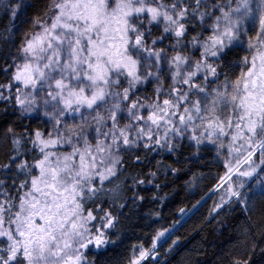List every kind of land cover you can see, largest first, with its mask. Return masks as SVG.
Here are the masks:
<instances>
[{
    "label": "snow or ice",
    "instance_id": "1",
    "mask_svg": "<svg viewBox=\"0 0 264 264\" xmlns=\"http://www.w3.org/2000/svg\"><path fill=\"white\" fill-rule=\"evenodd\" d=\"M31 7L0 0V39ZM31 25L0 64V264H94L88 251L116 243L124 191L144 201L135 186L195 166L210 146L224 172L209 216L243 205L264 235V0H47ZM152 153L182 167L152 171ZM129 169L132 185L105 187ZM251 230L230 264H254L258 248L264 261ZM169 231L128 264L155 259Z\"/></svg>",
    "mask_w": 264,
    "mask_h": 264
},
{
    "label": "trees",
    "instance_id": "2",
    "mask_svg": "<svg viewBox=\"0 0 264 264\" xmlns=\"http://www.w3.org/2000/svg\"><path fill=\"white\" fill-rule=\"evenodd\" d=\"M26 2L30 3L32 7L16 22L11 40L5 42L0 39V64H3L4 54L13 51L19 44L22 35L32 30L31 20L41 14L47 0H26ZM7 23L8 21L2 18V12H0V29ZM9 26L11 27L10 24ZM240 52L241 50H238V54ZM239 72V67L233 68L229 72V78L234 79ZM3 78L4 74L0 73V80ZM151 89L152 86L148 85L146 88H142L141 92L150 94ZM24 123H28V121L26 120ZM2 133L3 128H0V164L7 162L5 154L8 151V145L3 142ZM151 156L155 157L152 161V171H156V160H164L165 163L173 164L175 167H182V165L174 164L175 156L169 153L162 155L152 153ZM215 157L214 150L208 148L202 151L201 158L195 166H184V170L178 175L168 174L165 176L158 173V178L153 180L152 184L145 183L135 186L134 190L139 195L145 196L144 201L134 203L132 190H125L127 206L123 209L118 207L112 209L114 215L118 217V223L111 231V238L116 241L115 245H110L107 250L100 252L90 250L86 254L87 259L94 264H128L134 246L139 248L140 245H143L148 248L152 244V238L156 231L172 228L173 222L177 220L179 223L175 224L172 233L157 247L159 255L157 262H152L151 258H148L143 264H230L233 258L243 255L245 232L249 226L252 230L247 235L248 244L255 242L260 247H264V235L258 226L261 219L258 213L247 212L243 205H233L234 210H230L226 214L221 213L215 219L209 216L215 203V194L210 189L217 182L215 178L224 172ZM189 168H191L190 171ZM131 171V169L122 171L113 184H106L105 187L121 185L123 188L125 185H132L133 181L129 177ZM193 173H195V179ZM126 177L129 178L126 180ZM147 179L152 178L148 177ZM156 183L161 184V189L153 187V184ZM154 195L163 197V199L153 200ZM198 200L201 203L196 209L186 212V217L177 218L176 215L180 208L191 209ZM124 202L123 199L117 201V203ZM104 207L108 208L109 203H105ZM177 237H180L178 246L169 252V245ZM253 261L254 264H264L259 248L257 254L253 256Z\"/></svg>",
    "mask_w": 264,
    "mask_h": 264
},
{
    "label": "rangeland",
    "instance_id": "3",
    "mask_svg": "<svg viewBox=\"0 0 264 264\" xmlns=\"http://www.w3.org/2000/svg\"><path fill=\"white\" fill-rule=\"evenodd\" d=\"M14 51V50H13ZM239 56H243L244 55V53H243V51L241 50V52H240V54H238ZM209 148H212L211 146L209 147ZM213 150H214V153H215V149L214 148H212ZM215 155H216V153H215ZM215 194V196H214V202L216 203V202H219V193H214ZM186 215L187 214H185V215H183L184 217H186ZM183 217V218H184ZM173 229H174V227H172V228H170V231L168 232V233H166L165 234V236L164 237H161L160 238V240L157 242V247L163 242V240H165L171 233H172V231H173ZM145 249H148V248H151V245L148 247V248H146V247H144ZM133 255V254H132ZM136 255H139V248H136ZM159 259V255H158V258H157V260ZM157 260H156V262H157Z\"/></svg>",
    "mask_w": 264,
    "mask_h": 264
},
{
    "label": "water",
    "instance_id": "4",
    "mask_svg": "<svg viewBox=\"0 0 264 264\" xmlns=\"http://www.w3.org/2000/svg\"><path fill=\"white\" fill-rule=\"evenodd\" d=\"M176 216H177V218H181L183 215L180 212H178ZM157 258H158V255L155 259L151 258L152 262H155L157 260Z\"/></svg>",
    "mask_w": 264,
    "mask_h": 264
}]
</instances>
